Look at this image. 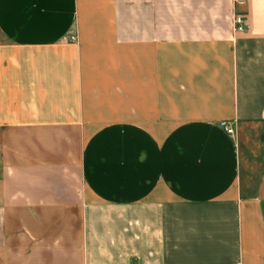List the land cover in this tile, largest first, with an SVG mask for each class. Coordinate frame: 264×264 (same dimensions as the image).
I'll return each mask as SVG.
<instances>
[{"label": "crops", "instance_id": "crops-1", "mask_svg": "<svg viewBox=\"0 0 264 264\" xmlns=\"http://www.w3.org/2000/svg\"><path fill=\"white\" fill-rule=\"evenodd\" d=\"M0 35V264H264V0H0Z\"/></svg>", "mask_w": 264, "mask_h": 264}, {"label": "built area", "instance_id": "built-area-1", "mask_svg": "<svg viewBox=\"0 0 264 264\" xmlns=\"http://www.w3.org/2000/svg\"><path fill=\"white\" fill-rule=\"evenodd\" d=\"M235 24H236V31L237 32H244L248 28L247 19L245 14H238L235 18ZM63 41L66 43H75L78 42V35L75 33L66 35L63 38ZM221 127L229 134V135H235V126L230 121H222Z\"/></svg>", "mask_w": 264, "mask_h": 264}, {"label": "rangeland", "instance_id": "rangeland-1", "mask_svg": "<svg viewBox=\"0 0 264 264\" xmlns=\"http://www.w3.org/2000/svg\"><path fill=\"white\" fill-rule=\"evenodd\" d=\"M3 43L4 42V40H3V37L0 35V43Z\"/></svg>", "mask_w": 264, "mask_h": 264}]
</instances>
